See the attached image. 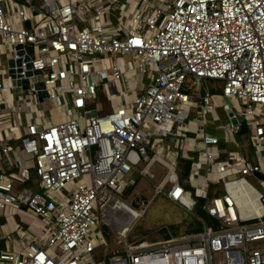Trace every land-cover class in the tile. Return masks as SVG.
Masks as SVG:
<instances>
[{
	"label": "built area",
	"instance_id": "2783aa9c",
	"mask_svg": "<svg viewBox=\"0 0 264 264\" xmlns=\"http://www.w3.org/2000/svg\"><path fill=\"white\" fill-rule=\"evenodd\" d=\"M2 54L21 59L13 79L27 78L29 87L11 86L0 65V154L10 169L0 168V214L8 219L0 264H264V200L247 181L264 174V0H0ZM33 76L44 85L42 102ZM206 80L219 83L220 100L201 89ZM99 91L116 102L108 112L87 106ZM223 97L241 121L231 123L232 115L218 128L229 140L243 124L256 162L238 152L220 159L219 137L201 128L197 139L185 136L192 109L196 121L217 118ZM187 145L196 152L190 189L177 168ZM20 155L33 156V170ZM141 177L152 179L153 197L163 194L202 229L129 240L145 207L124 196ZM187 193L204 199L216 227L193 214ZM103 223L121 250L97 259Z\"/></svg>",
	"mask_w": 264,
	"mask_h": 264
},
{
	"label": "rangeland",
	"instance_id": "374dc122",
	"mask_svg": "<svg viewBox=\"0 0 264 264\" xmlns=\"http://www.w3.org/2000/svg\"><path fill=\"white\" fill-rule=\"evenodd\" d=\"M6 58L5 55H0V65H5ZM18 91V89H16ZM220 91V89H218ZM46 103H42V108ZM116 102L114 98H107L104 91H99V98L96 102L88 103V108L98 109L99 113H104L110 111L112 106H115ZM218 119L221 124H226L228 119L221 108L217 109ZM234 139L238 141V137L235 135ZM20 158L26 165L33 170L34 158L32 155H20ZM162 177V176H161ZM161 179V178H160ZM159 179V180H160ZM248 182L253 186V188L259 191L264 200V182H261L255 177H247ZM221 191L222 185L219 184L218 187ZM72 191L71 186L64 190L65 194H69ZM154 189L150 184L148 178L141 177L139 181L134 185V187L124 196L127 202L132 203L135 207L143 208V215L137 220L132 228L129 235V240L132 242L136 240H148L153 241L160 238L168 237L169 235H178L185 230L188 223H192L193 217L190 213L178 207L176 204L169 201L163 194H156L153 197ZM146 203V206L143 204ZM6 215H9L10 220L15 222L17 220L16 215L11 213L9 209H5ZM8 219L6 216H0V225H6ZM27 223V222H26ZM101 231L106 238V245L103 248L97 249L95 258L100 259L104 254L110 256L111 252L115 250H121L117 246V234L111 231V229L106 224H101ZM1 232H6L3 228ZM4 247V245L2 246ZM0 247V248H2ZM212 264H217V260L214 258Z\"/></svg>",
	"mask_w": 264,
	"mask_h": 264
},
{
	"label": "crops",
	"instance_id": "0c3cea01",
	"mask_svg": "<svg viewBox=\"0 0 264 264\" xmlns=\"http://www.w3.org/2000/svg\"><path fill=\"white\" fill-rule=\"evenodd\" d=\"M34 2L36 4H38L40 2V0H34ZM201 89L202 90H208L211 93H213L215 96H217L218 100L221 99L220 98L221 89H220L218 82H215L212 80L211 81L206 80L202 83ZM218 89H220V91H218ZM218 104H221V101H219ZM218 108H221L222 111L225 113L222 106L219 105V107H217V109ZM43 109L46 111L47 115L57 117V118L59 117V114L57 113L56 109L53 108L52 106H50L49 104L46 103L45 106L43 107ZM217 116H218V114H217ZM19 117L21 120L20 121L21 125L18 126L17 131L21 132L22 131V124L24 122V118H23L24 116H23V114H20ZM14 121H15V124H18L17 119H14ZM219 123H220V121H219L218 117L214 118L212 114L206 115L204 123H202L198 120L197 121L194 120V110L192 109L190 119L187 122V130L184 132V134L187 138H191V139L196 138L197 139L198 138L197 135L199 134L198 130H199V128H201L203 133H207V134L215 135V136L219 137V144H218L217 148H218L219 153H220V159L227 158L228 152H238L243 157H245L247 160H249L251 162H256L257 159L253 156L245 126H243V124H242L241 129L237 133H233L231 138L228 140V139H225L223 137L222 131L218 128ZM235 135L238 137V141H236L234 139ZM10 144L12 145V147L19 146V141H16L15 139H13L10 141ZM178 152H179V156H183L189 160H190L191 156L194 157V159L196 158V152L192 149L191 146L187 145L184 149L179 150ZM204 166L205 165H203V167L200 169L201 174H205V167ZM0 168L4 169L5 171L10 170L9 168H7L6 163L4 161V158L2 157L1 154H0ZM160 171H161V169H160V166H158V165L153 170L152 179L155 182H157L161 178ZM152 179H150V178L148 179L150 183H152ZM218 187H219V185H217L212 190V195L218 193V191H221ZM1 215L2 214H0V216ZM16 218H17V220L15 222H20V218L18 215H16ZM8 229H9V227H6V226L4 227L5 231ZM11 235H12V233H11ZM0 242H2L4 245V242L2 239L0 240Z\"/></svg>",
	"mask_w": 264,
	"mask_h": 264
},
{
	"label": "water",
	"instance_id": "95a60500",
	"mask_svg": "<svg viewBox=\"0 0 264 264\" xmlns=\"http://www.w3.org/2000/svg\"><path fill=\"white\" fill-rule=\"evenodd\" d=\"M16 50L18 52V54H22L23 53V46L21 45H18L16 46ZM25 61L27 62V71H26V76L29 77L31 76L32 74V71H31V64H30V58L28 56H25L24 57ZM20 60L21 59H17V60H13V59H6V66H7V71L11 77V86L13 87H16V86H20L22 89H27L29 87V84H28V80L27 78H24L22 80H14V74H13V67H19L20 65ZM35 74H38L39 71H33ZM31 82H34V87L35 89L37 90V97L39 99V101H43L44 98H46V92L44 91V85L42 82L40 81H36V77H31ZM223 102L225 103V105L223 106V109L225 111V114L227 117H231L232 115H234L235 117L234 118H231L230 121L231 123L235 124L236 122H240L241 121V117L236 114L235 112V109L234 107L232 106V103L231 101L226 98V97H223L222 98ZM92 116H95L96 115V112L95 110H92L91 111V114ZM254 177L257 178L258 180L260 181H264V174H261L259 172H254ZM186 198L189 202L191 203H195V200L192 199L189 194L187 193L186 194ZM264 212V210H263Z\"/></svg>",
	"mask_w": 264,
	"mask_h": 264
},
{
	"label": "trees",
	"instance_id": "16d2710c",
	"mask_svg": "<svg viewBox=\"0 0 264 264\" xmlns=\"http://www.w3.org/2000/svg\"><path fill=\"white\" fill-rule=\"evenodd\" d=\"M244 126V125H243ZM242 127V126H241ZM177 168H178V177L181 182V184L184 186L185 189H190L189 185L185 182L187 174L190 170V160L179 156L177 160ZM216 185H210L209 187V196L212 195V189L215 188ZM216 195V194H214ZM204 199L198 198L196 199V203L193 207V214L195 216L200 217L207 225H211L212 227H216L217 220H215L213 217L207 215L203 208ZM202 229L201 222L197 221L195 218H193L192 223H188L185 227V232H198ZM3 246V243L0 242V247Z\"/></svg>",
	"mask_w": 264,
	"mask_h": 264
}]
</instances>
